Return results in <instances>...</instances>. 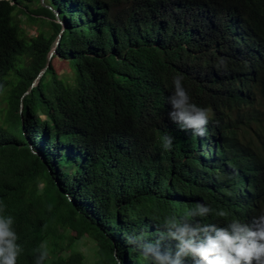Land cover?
<instances>
[{
  "label": "trees",
  "instance_id": "16d2710c",
  "mask_svg": "<svg viewBox=\"0 0 264 264\" xmlns=\"http://www.w3.org/2000/svg\"><path fill=\"white\" fill-rule=\"evenodd\" d=\"M176 76L204 136L169 119ZM0 100L17 264L44 242V264H153L127 236L199 203L220 226L264 213V0H0Z\"/></svg>",
  "mask_w": 264,
  "mask_h": 264
},
{
  "label": "clouds",
  "instance_id": "9594fccd",
  "mask_svg": "<svg viewBox=\"0 0 264 264\" xmlns=\"http://www.w3.org/2000/svg\"><path fill=\"white\" fill-rule=\"evenodd\" d=\"M182 77H173L174 91L169 97L171 110L169 119L181 130H192L195 135H206V125L211 113L191 101L183 87ZM174 137L165 134L161 139L165 151L173 147ZM5 206L0 204V264H17L23 249L17 243L14 218L4 215ZM209 215L225 217L223 211L216 212L210 206L199 203L181 216L166 217L157 226L155 240L148 239L141 232L126 237L153 264H264V213L251 223L238 219L226 226L216 223H202ZM35 258V264H44L49 257L48 245L42 243ZM116 264H121L119 252L114 251Z\"/></svg>",
  "mask_w": 264,
  "mask_h": 264
},
{
  "label": "rangeland",
  "instance_id": "374dc122",
  "mask_svg": "<svg viewBox=\"0 0 264 264\" xmlns=\"http://www.w3.org/2000/svg\"><path fill=\"white\" fill-rule=\"evenodd\" d=\"M27 28H28L27 30L30 31V34H33L35 32L36 26L35 25L27 26ZM53 66L55 67L56 71L60 75L66 77V78H69L72 76V71L70 70L69 66L66 63H64L63 61L54 60ZM3 105H4V102H2V100H0V107H2ZM86 256H87V258H92L91 262L97 263V261L94 259L93 255L90 252H86Z\"/></svg>",
  "mask_w": 264,
  "mask_h": 264
},
{
  "label": "water",
  "instance_id": "95a60500",
  "mask_svg": "<svg viewBox=\"0 0 264 264\" xmlns=\"http://www.w3.org/2000/svg\"><path fill=\"white\" fill-rule=\"evenodd\" d=\"M42 1V0H41ZM55 13L57 14V12L55 11ZM55 52V49H52V51L49 54V58L52 56V54ZM45 70V68L42 70V72Z\"/></svg>",
  "mask_w": 264,
  "mask_h": 264
}]
</instances>
